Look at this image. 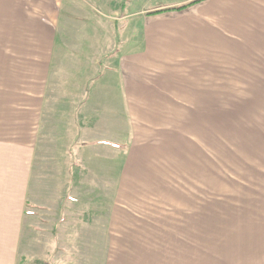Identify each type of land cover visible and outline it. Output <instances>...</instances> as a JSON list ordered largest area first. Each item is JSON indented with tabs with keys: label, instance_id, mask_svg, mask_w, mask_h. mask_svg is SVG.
Wrapping results in <instances>:
<instances>
[{
	"label": "crops",
	"instance_id": "crops-1",
	"mask_svg": "<svg viewBox=\"0 0 264 264\" xmlns=\"http://www.w3.org/2000/svg\"><path fill=\"white\" fill-rule=\"evenodd\" d=\"M101 2L0 0V264H18L28 219L56 209L74 170L124 176L125 117L198 124L202 83L226 70L244 75L227 79H243L246 97L264 98V0ZM180 203L196 211L110 218L105 263L219 264L200 263V227L252 229L245 208L209 207L202 225L200 201Z\"/></svg>",
	"mask_w": 264,
	"mask_h": 264
},
{
	"label": "rangeland",
	"instance_id": "rangeland-1",
	"mask_svg": "<svg viewBox=\"0 0 264 264\" xmlns=\"http://www.w3.org/2000/svg\"><path fill=\"white\" fill-rule=\"evenodd\" d=\"M88 1L95 8L103 4L102 0ZM216 76L221 78L202 83L209 87L210 96L200 97L198 124L190 126L184 119L178 123L172 114H166L167 120L160 124L139 114L125 117L124 176L114 181L97 167L74 170L56 209L38 208L39 221L28 219L18 264H106V258L112 257L107 238L110 218L167 216L176 220L196 211L179 208L180 202L195 201H200L202 225L207 220L201 213L209 207L255 213L248 217L252 229L239 219L237 229L230 233L222 227L224 219L216 231L200 227L199 243L204 250L200 263L263 264L264 144L260 131H264V98L246 97L243 79H227L243 77L239 72L226 70ZM153 184L166 187L148 190Z\"/></svg>",
	"mask_w": 264,
	"mask_h": 264
}]
</instances>
